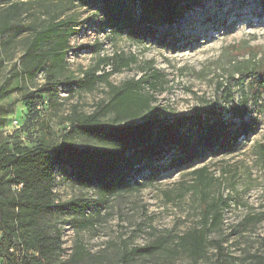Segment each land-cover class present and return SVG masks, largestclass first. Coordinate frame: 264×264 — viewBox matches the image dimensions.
<instances>
[{"label":"rangeland","instance_id":"1","mask_svg":"<svg viewBox=\"0 0 264 264\" xmlns=\"http://www.w3.org/2000/svg\"><path fill=\"white\" fill-rule=\"evenodd\" d=\"M182 1L178 24L145 39L106 28L92 0L73 8L67 0L18 5L4 33L12 10L0 2V152L13 143L55 146L63 137L101 148L78 124L123 87L139 88L148 105L124 116L126 124L215 116L249 126L229 153L171 168L162 160V168L143 170L130 188L107 196L56 167L54 204L76 207H55L37 221L59 236L61 249L48 264H264V86L254 75L264 69V0ZM116 2L134 8L132 0ZM56 16L76 22L64 68L48 58L32 75L24 56L31 29ZM89 71L94 77L85 79ZM242 103L240 116L234 108ZM114 116L106 111L99 120L106 125ZM195 229L205 233L198 257L182 240ZM9 252L18 255L16 247Z\"/></svg>","mask_w":264,"mask_h":264},{"label":"trees","instance_id":"2","mask_svg":"<svg viewBox=\"0 0 264 264\" xmlns=\"http://www.w3.org/2000/svg\"><path fill=\"white\" fill-rule=\"evenodd\" d=\"M32 1L59 0H0L7 2L12 10L11 18L2 23L4 33L12 28L14 8ZM87 1L67 0L72 8L87 7ZM93 1L101 8L106 28L127 31L136 39L159 36V27L177 25L180 3H183L182 0H132L134 8L131 9L116 0ZM75 26L73 16L65 19L56 16L44 26L32 28L24 54L28 60L27 71L35 75L48 58L62 71L70 38L77 32ZM90 74L87 72L85 79L94 77ZM254 75L258 76L259 87H263L264 69L255 70ZM138 89L117 88L113 100L101 112L86 116L82 124H78L103 142L101 148L77 147L63 137L55 146L41 142L31 146L13 143L0 152V257H5L6 264H48L60 251L58 234L53 238L37 225L40 217L50 214L55 207H76L71 202L54 204L56 167H66L78 186L96 188L100 195L107 196L130 188L132 179L143 170L155 172L162 168V160L171 168L210 152L226 154L237 145L239 134H247V124L235 125L215 116L123 123L124 116L137 114L148 106L145 97L137 94ZM37 103L34 100L31 105ZM243 103L234 108L240 116L244 115L246 104ZM106 111H112L115 116L104 125L99 117ZM207 220L208 215L204 217V224ZM182 240L190 253L198 257L205 243V233L195 229ZM15 247L18 255L9 252ZM217 248L222 249L220 244ZM218 264L224 263L218 261Z\"/></svg>","mask_w":264,"mask_h":264}]
</instances>
